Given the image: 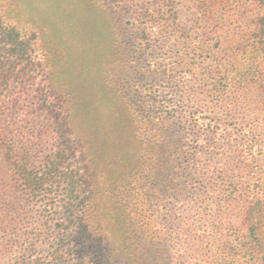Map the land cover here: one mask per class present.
<instances>
[{
  "label": "rangeland",
  "instance_id": "obj_1",
  "mask_svg": "<svg viewBox=\"0 0 264 264\" xmlns=\"http://www.w3.org/2000/svg\"><path fill=\"white\" fill-rule=\"evenodd\" d=\"M0 5L11 22L35 36L51 93L69 113L77 164L84 156L88 175L80 228L93 237L95 254L113 258L110 264H122L121 258L123 264H135L136 258L137 264H264V246L255 241L259 231L251 229L257 214H264V54L241 56L232 38L251 18L239 21L240 12L220 13L218 38L213 23L205 24L192 2L180 0L181 22L191 30L187 53L193 66L191 82L181 87V71L175 72V83L157 73L143 79L156 54L139 56L132 36L124 33L127 19L110 5L101 8L98 0H2ZM246 46L249 51L251 41L240 50ZM99 94L108 97L106 103L98 101ZM157 101L166 102L161 112ZM26 107L32 126L51 125L43 101ZM10 117L17 123L16 115ZM158 129L166 142L159 159L163 171L154 147ZM40 132L32 138L26 133L18 143L41 160L53 155L55 140ZM130 132L146 168L152 158L149 181L140 180L133 202L116 205L112 190L125 169L109 164L110 149L101 142ZM3 164L0 159V217L15 219L34 239L55 237L63 218L60 192L28 197L20 192L22 181ZM80 185L84 188L83 180ZM22 195L28 201L21 204L29 206L14 209ZM47 204L53 207L49 212ZM12 253L1 250L0 264H11Z\"/></svg>",
  "mask_w": 264,
  "mask_h": 264
},
{
  "label": "trees",
  "instance_id": "obj_2",
  "mask_svg": "<svg viewBox=\"0 0 264 264\" xmlns=\"http://www.w3.org/2000/svg\"><path fill=\"white\" fill-rule=\"evenodd\" d=\"M98 1L101 8L110 5L125 16L127 19L125 26L128 29H125L124 33L128 34L129 32L132 36L139 49V56L152 58L151 54H156L155 59H148L153 70H149V67L145 68L144 80L149 78L147 74L154 75L157 73L158 76H163L175 83L177 82L175 72L181 71V74H184L180 80L182 82L181 87H186L191 82L193 76L188 69L193 67L192 62H190L192 57L187 53L191 30L183 26L181 22L178 11L180 0ZM189 1L201 15V21L208 25L213 23L212 34H218V38L222 36L223 31L219 23L220 13L231 15L240 12L241 20L239 21L251 18L252 21L249 20L245 28L238 32L240 35L232 34V38H235L233 42L236 41L237 51L241 56L247 53L254 54V56L264 54V0ZM1 2L2 0H0ZM1 6L0 159L4 162L3 168L7 174L13 171L17 180L22 181L24 189L20 192H25L28 197L36 192L46 197L54 196L60 192V200L57 203L60 202L59 208L63 211V218L61 223H57V228L54 231L55 237L46 236L45 239L41 240L30 237L27 232H22L15 219L6 221L0 217V251L10 248V251L13 252L11 264H110L113 258L104 257L102 253L95 254V250L91 246L93 237L87 234V230L80 228L86 212V193L89 189L88 175L84 166V156H82L83 164L80 162V156L79 163L81 165L78 166L77 164V156L75 155L77 151L74 148L77 136L71 128V121L69 123V113L61 107L58 98L51 93L52 86H50L48 74L45 73L46 69L42 64L43 54L42 52L39 53L36 48L35 36L33 33L27 32L24 27L11 22ZM254 10L257 12L252 16ZM250 41L249 51V46L241 51L242 43ZM149 50L152 51L149 53ZM224 55H228V53L225 51ZM233 55L232 53L231 57ZM235 55L237 58L238 54L235 53ZM172 65L174 68L171 67ZM185 80L187 81L185 82ZM32 88L35 90L29 91ZM107 99L108 97L101 98L99 94L98 101L101 104L102 102L106 103ZM40 101L47 104V111L52 120L51 125L46 124L43 128L32 126L33 122L29 121V112L26 107L27 104ZM165 103V101H157L158 112L164 110L166 106L163 104ZM9 114L17 116V123L11 117L8 118ZM199 125L201 126L200 123L194 125L197 127L196 131L200 128ZM50 126L55 128V133L52 128L50 129ZM42 130L44 131L40 132ZM160 131L161 129H158L159 136L158 140L154 142V147L159 152L158 158H156V162H159L157 168L159 171H163L164 164L160 161L163 159L162 154L166 142L161 140L163 136ZM35 132H40V135L46 133V137L55 140L52 146L53 155L45 156L44 159L40 160L39 157L32 156L33 151L28 148L27 144H23L22 141L18 143L20 138L23 139L24 134L29 133L32 138ZM132 136V132L124 133L123 136H118L115 141L106 138L101 142L102 148L110 149L109 164L125 169L122 173L117 174V182L112 190L116 205H120L122 202L125 205L133 202L131 193L139 188L140 185L138 186V184L141 179L148 180L149 174L146 172H150L152 158L149 168H146L143 158L139 152L137 153V143ZM168 146L173 148L172 145L168 144ZM15 148L19 153L18 159L14 156ZM78 153L82 154L79 151ZM172 169H176L175 166ZM81 180H83L84 188L80 185ZM119 181L124 184L119 185ZM136 181V185L132 186ZM22 196L23 198L19 202L17 201L19 204L14 209H23L29 206V204H21L22 201H28L27 198L24 199V195ZM47 205L49 212L53 207ZM29 212L24 211L25 214ZM262 213L263 211H260L257 214L254 227L251 228L259 231L258 238H255L259 248L264 246V238L261 237V229H259L260 227H262V231L264 229V214ZM70 255L73 256V260L69 259ZM119 261H122L123 264V258ZM132 262L137 264L138 259L136 258ZM2 264H10V262L5 260Z\"/></svg>",
  "mask_w": 264,
  "mask_h": 264
}]
</instances>
